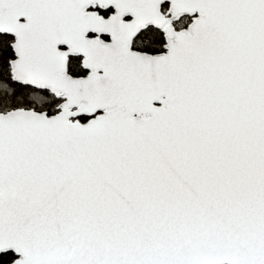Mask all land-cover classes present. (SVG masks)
<instances>
[{
	"label": "snow or ice",
	"instance_id": "1",
	"mask_svg": "<svg viewBox=\"0 0 264 264\" xmlns=\"http://www.w3.org/2000/svg\"><path fill=\"white\" fill-rule=\"evenodd\" d=\"M0 264H264V0H0Z\"/></svg>",
	"mask_w": 264,
	"mask_h": 264
}]
</instances>
